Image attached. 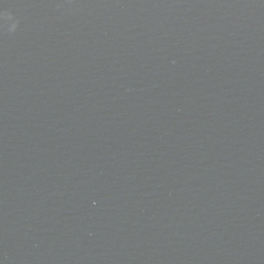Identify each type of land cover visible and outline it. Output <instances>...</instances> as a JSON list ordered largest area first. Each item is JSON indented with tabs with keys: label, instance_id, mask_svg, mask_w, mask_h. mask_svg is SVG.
<instances>
[{
	"label": "water",
	"instance_id": "obj_1",
	"mask_svg": "<svg viewBox=\"0 0 264 264\" xmlns=\"http://www.w3.org/2000/svg\"><path fill=\"white\" fill-rule=\"evenodd\" d=\"M0 264H264V0H0Z\"/></svg>",
	"mask_w": 264,
	"mask_h": 264
}]
</instances>
